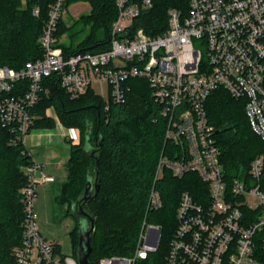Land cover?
I'll return each instance as SVG.
<instances>
[{"label":"built area","instance_id":"1","mask_svg":"<svg viewBox=\"0 0 264 264\" xmlns=\"http://www.w3.org/2000/svg\"><path fill=\"white\" fill-rule=\"evenodd\" d=\"M186 2L185 8H169L167 28L152 36L133 27L152 0H115L109 47L64 54L54 37L64 0H54L39 38L42 55L17 69L0 65V122L22 140L36 119L32 109L45 77L58 76L71 98L92 89L114 102L123 101L128 79H145L166 119L164 141L176 145L161 151L154 182L164 170L177 178L193 173L200 181L192 192H180L164 264H264V154L251 160L244 176L228 178L205 109L210 93L225 89L243 99L251 130L264 140V0ZM22 172L24 217L15 264H78L39 230L37 184L53 177L36 161ZM160 206L153 184L147 210ZM161 236L160 225L144 220L132 255L103 256L94 264L147 260Z\"/></svg>","mask_w":264,"mask_h":264},{"label":"trees","instance_id":"2","mask_svg":"<svg viewBox=\"0 0 264 264\" xmlns=\"http://www.w3.org/2000/svg\"><path fill=\"white\" fill-rule=\"evenodd\" d=\"M71 1L74 0H64V5ZM87 1L91 11L81 15L80 22L90 27L77 45L65 46L58 41L61 17L57 22L54 37L64 54L109 47V29L116 15L115 0ZM53 2L25 0V5H21V0H0V65L17 69L42 55L39 38ZM152 3L151 8L133 21V27H141L152 36L167 28L169 8L187 6L186 0H152ZM35 7L39 8L37 15L33 14ZM77 33L78 30L71 31L72 40ZM126 83L129 88L123 101L114 102L92 89L71 98L60 86L58 76L45 77L39 100L32 109L36 115L32 127L53 126V119L45 115V109L53 106L64 126L83 130L82 144L70 146L67 178L55 200L58 204L67 203L68 215H72V205L77 207L80 203L87 176L95 177L97 172L98 191L83 204V209L93 219L89 262L94 264L108 255H132L145 220L160 225L162 236L158 249L137 264H164L168 241L176 224L180 192L185 189L192 192L200 181L193 173L177 178L164 170L162 177L154 182L161 151L175 149L176 145L164 141L166 119L151 95L148 82L135 77ZM205 109L209 123L216 130L214 136L226 175L228 178L244 176L251 160L264 154V140L251 130L243 99L233 98L218 87L208 96ZM88 124V143L95 148L93 155L83 148ZM18 136L0 122V264H15L12 250L22 238L24 207L20 189L26 177L21 167L31 160ZM153 184L160 193L161 206L147 210ZM70 237L75 255L76 222Z\"/></svg>","mask_w":264,"mask_h":264},{"label":"crops","instance_id":"3","mask_svg":"<svg viewBox=\"0 0 264 264\" xmlns=\"http://www.w3.org/2000/svg\"><path fill=\"white\" fill-rule=\"evenodd\" d=\"M45 114L53 119L54 125L32 127L22 137V143L30 160L40 163L42 171L53 177L52 181L37 184L34 210L39 230L46 239L58 245L61 253L69 254L73 250L70 232L75 220L65 214L66 204H58L55 197L67 178L70 146L76 142L77 133L75 128L60 122L53 107L47 108Z\"/></svg>","mask_w":264,"mask_h":264},{"label":"water","instance_id":"4","mask_svg":"<svg viewBox=\"0 0 264 264\" xmlns=\"http://www.w3.org/2000/svg\"><path fill=\"white\" fill-rule=\"evenodd\" d=\"M89 133L90 124H88L85 131V144L83 148L88 154L93 155L95 152V148L88 143ZM98 187L99 184L97 180V172L95 177H93L92 175H88L83 188L82 196L80 198V203L77 207L75 204L72 205V217L74 218L77 225L78 243L75 249V256L78 264H91L88 260V256L91 251L90 234L93 230V219L83 209V204L89 198H91L93 194L97 193Z\"/></svg>","mask_w":264,"mask_h":264},{"label":"rangeland","instance_id":"5","mask_svg":"<svg viewBox=\"0 0 264 264\" xmlns=\"http://www.w3.org/2000/svg\"><path fill=\"white\" fill-rule=\"evenodd\" d=\"M24 2L25 0H21V5H25ZM90 11H91V5H90V2L87 0H74L64 5V11L61 14V19H60L59 28H58V36H59L58 41L64 44L65 46L73 47V45H77L84 38V36L88 33L89 27H90L89 25H86V26L81 25L80 16L88 14ZM70 25H72L71 28H68ZM72 30L73 31L78 30V33L74 40H72V38L70 37V33ZM97 91L101 93V90L99 87L97 88ZM51 107L53 106H49L47 108H51ZM47 108L45 109V111L47 110ZM54 111L56 113V109H54ZM72 128H75L76 133H77L76 142L73 144L81 145L83 142V136H82L83 130H81L79 127H72ZM21 170H22V167H21ZM64 204H66L67 206V210L65 214L68 215V213L70 212V207L67 203H64ZM17 246L18 245H15L13 247V250H12L13 254Z\"/></svg>","mask_w":264,"mask_h":264}]
</instances>
